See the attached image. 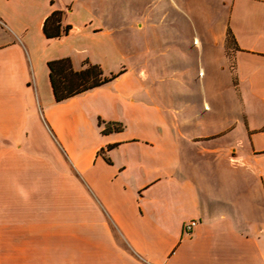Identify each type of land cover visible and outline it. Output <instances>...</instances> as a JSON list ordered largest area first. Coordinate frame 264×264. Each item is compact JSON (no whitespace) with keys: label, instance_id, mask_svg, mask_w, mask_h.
<instances>
[{"label":"crops","instance_id":"obj_1","mask_svg":"<svg viewBox=\"0 0 264 264\" xmlns=\"http://www.w3.org/2000/svg\"><path fill=\"white\" fill-rule=\"evenodd\" d=\"M168 1L134 46L170 10L0 0V264H264V0ZM64 57L123 72L57 101Z\"/></svg>","mask_w":264,"mask_h":264},{"label":"trees","instance_id":"obj_2","mask_svg":"<svg viewBox=\"0 0 264 264\" xmlns=\"http://www.w3.org/2000/svg\"><path fill=\"white\" fill-rule=\"evenodd\" d=\"M63 11H54L45 21L44 31L48 38L61 37L69 34L72 29L70 24L63 25ZM51 81L57 101L66 100L72 96L101 86L120 75L119 73L106 76L100 64L87 60L84 68L77 70L70 57L59 58L49 62ZM122 125L114 123L107 130H121Z\"/></svg>","mask_w":264,"mask_h":264},{"label":"rangeland","instance_id":"obj_3","mask_svg":"<svg viewBox=\"0 0 264 264\" xmlns=\"http://www.w3.org/2000/svg\"><path fill=\"white\" fill-rule=\"evenodd\" d=\"M161 2L157 3V0H115L114 3H110L109 5H102L104 10L100 13L103 14L106 12L107 14L109 11L111 16L115 15V19H106L105 21H109L110 23L118 25L124 23V14L128 15L130 13L132 15L139 16L145 13H153L156 10L163 8L170 10L171 14L169 15L168 19L164 20L162 23H158L156 26L150 25V27H147L143 31V34L140 35L142 36V39L138 40L137 37V42L134 41L133 43L134 46L136 44V46H144L146 44L162 46L173 40L171 32L173 28L177 27L178 23L181 27V24L187 22V20H182V14H178L177 11L173 9L172 4L168 0H161ZM87 5L91 6L92 4ZM135 34L138 35L136 32ZM120 39L122 44V37Z\"/></svg>","mask_w":264,"mask_h":264},{"label":"built area","instance_id":"obj_4","mask_svg":"<svg viewBox=\"0 0 264 264\" xmlns=\"http://www.w3.org/2000/svg\"><path fill=\"white\" fill-rule=\"evenodd\" d=\"M195 224H196V221H192V222L188 223V224L185 226V230H186V231H189V230L193 229V227L195 226Z\"/></svg>","mask_w":264,"mask_h":264}]
</instances>
